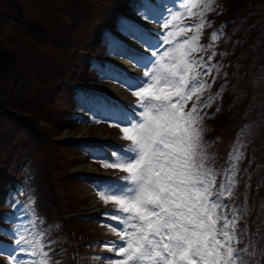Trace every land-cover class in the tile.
<instances>
[{
	"label": "snow or ice",
	"instance_id": "1",
	"mask_svg": "<svg viewBox=\"0 0 264 264\" xmlns=\"http://www.w3.org/2000/svg\"><path fill=\"white\" fill-rule=\"evenodd\" d=\"M152 6L145 0L144 18L163 22L165 30L171 27L178 32L136 35L144 53H118L143 68V76L109 78L132 91L139 103L117 105L115 111L108 110L100 117L115 121V125H128L121 131L124 139L131 141L111 157H98L110 161L104 163L105 168H119L128 174L124 180L106 185L101 195L105 202L119 205L115 213L105 214L119 221L112 231L120 235V241L111 242L110 247L120 259L111 260V264H246L245 250L236 246L239 216L223 211L228 207L225 197L233 195V171L229 169L218 189L217 173L208 166L211 157L203 140L201 113L211 103L198 104V90L210 87L204 77L213 71L212 57L207 62L192 57L206 50L198 43L204 22L181 25L179 13L166 8L156 16L151 13ZM191 28L197 31L188 38L184 30ZM217 37L214 32L213 40ZM194 68L200 71L190 76ZM193 94V106L186 111ZM13 238L15 247L8 255L14 264H47L49 253L43 251L39 240H28L23 233L19 238L13 233ZM37 256L40 260L24 259Z\"/></svg>",
	"mask_w": 264,
	"mask_h": 264
},
{
	"label": "rangeland",
	"instance_id": "2",
	"mask_svg": "<svg viewBox=\"0 0 264 264\" xmlns=\"http://www.w3.org/2000/svg\"><path fill=\"white\" fill-rule=\"evenodd\" d=\"M103 1L105 0H0V52L8 54L4 57L5 63L0 69V109L3 110L1 113L5 114L0 120V159L3 157L8 162L9 153L29 158L30 153L34 152L39 160L38 163L45 161L44 166L41 167L33 160L35 169L41 171L42 168L41 172L36 170L37 174L40 173L38 186L42 194V204L47 198L51 199L50 195L56 194L58 199L61 195L63 202L65 199L64 203H67L68 199L74 201L70 206L72 211L84 209L87 212L86 208L90 200L89 198H85L84 202L81 200L83 194L76 192L77 184H81L70 175L78 171L77 167H80L85 160L81 159L79 163L78 154L72 150L69 141H66L77 136L78 131L67 129L66 125L62 124L64 122L62 118L65 119L67 115L60 110V106H67V101L63 100V93L66 97L68 94L66 87L58 89V77L62 76L70 80L77 78V74L72 73V68L68 65L74 61L78 62L81 56L79 53L76 55L73 53L70 44L83 47L85 32L87 28L89 29L87 26L91 18H97V14L102 10ZM200 1L203 0H186L180 9L173 13H179L177 22L183 20L181 25H186L189 16ZM260 3L264 6V0H226L227 7L230 8L228 13L231 15H236L239 10L254 8ZM186 5L190 7H185ZM59 12L67 14L72 19L65 23L58 17ZM263 14L264 9L262 12H257V15ZM100 17L92 27L91 33L99 23ZM31 23H39V33H34L37 35L36 39L42 38L43 43L35 42L33 32L27 28V25ZM196 24L200 23H187L189 26ZM124 30L132 31L128 25L124 27ZM196 31L195 28L185 29L184 34L191 38ZM255 31L249 32V35H254ZM174 32H178V29ZM253 40L254 38L246 41L244 45ZM261 40L263 41L257 44L259 48L264 47V36H261ZM260 62L259 60L258 63ZM208 84L210 85L209 82ZM52 95L54 98L56 96L55 101ZM206 95L208 92H205V98ZM240 97L243 102L248 100L247 97ZM230 99L231 96L228 97V100ZM231 101L232 103L228 104L230 109L227 108L215 122L217 130L227 128L233 121L232 113L236 103L235 99ZM6 114L14 119H7ZM31 121L37 125V128L29 127ZM96 130L90 129L87 132L95 133ZM6 170L8 169L5 168L4 171ZM4 183L5 178L2 176L0 202L8 204L11 202L10 198L14 194V189L9 186L4 191ZM15 185L20 189V183ZM29 185L30 183H27V188L19 191L16 200L22 203L20 197H23V206L33 209L27 196ZM59 189L62 193L57 192ZM263 212L259 214L258 221L261 222L264 237ZM25 215L27 213H24ZM44 218L45 215L41 214V219ZM39 221H42V226L39 223V228L43 233L48 226L45 225V221ZM34 225L35 222L31 219V227ZM80 225L82 230L84 225L81 222ZM244 259L248 262L246 258Z\"/></svg>",
	"mask_w": 264,
	"mask_h": 264
},
{
	"label": "trees",
	"instance_id": "3",
	"mask_svg": "<svg viewBox=\"0 0 264 264\" xmlns=\"http://www.w3.org/2000/svg\"><path fill=\"white\" fill-rule=\"evenodd\" d=\"M247 3H250V1H247ZM262 9H264V6H262V4L260 3L254 8L246 9V13H244L245 15H247L249 12L253 13V20L251 22L252 27H250L246 31V38H248L249 40L254 38V40L239 49V55L241 57H244V61L242 62V64H239L238 62L233 70V75L234 77H236L238 82V84H235L234 88L239 93H237V96H234L236 106L232 113V115H234L235 117H239L243 113L240 119H245V112H247L248 110H253L254 112L251 114V118L256 120L252 151L254 159H257L259 166H257L255 170L252 171V175H255L257 177L256 181H258V183L264 182V47H257V44L263 41L261 40V36H264V14L257 15V12H262ZM227 10L230 11V8L227 7ZM59 14L60 15L58 17L61 18L65 23L69 22L72 19L65 13L59 12ZM27 28L30 29L31 32H33L32 36L35 42L43 43L42 38L40 37L39 39H36L37 35L34 33H39V23L28 24ZM253 30H256L254 35H249V32H252ZM1 56L3 55L0 54V69L4 64L2 62ZM259 60L261 61L260 63H258ZM240 96L247 97L248 100L243 102ZM231 102L232 101L230 99L229 103ZM2 111L3 110L0 109V120L5 116V114L1 113ZM235 117H233V119ZM6 118L14 119L9 114H6ZM33 126L37 128V125L33 123V121H31V125H29V127L32 129ZM257 190L258 189H254L255 192ZM261 199L263 204L264 187Z\"/></svg>",
	"mask_w": 264,
	"mask_h": 264
},
{
	"label": "bare ground",
	"instance_id": "4",
	"mask_svg": "<svg viewBox=\"0 0 264 264\" xmlns=\"http://www.w3.org/2000/svg\"><path fill=\"white\" fill-rule=\"evenodd\" d=\"M77 170H80V171H89L90 170V165L87 164L86 161H83L80 165V167H77Z\"/></svg>",
	"mask_w": 264,
	"mask_h": 264
}]
</instances>
